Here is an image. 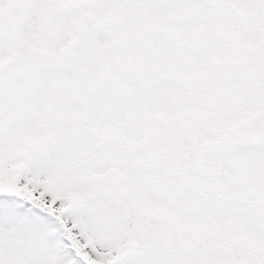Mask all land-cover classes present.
<instances>
[{
	"label": "snow or ice",
	"instance_id": "1",
	"mask_svg": "<svg viewBox=\"0 0 264 264\" xmlns=\"http://www.w3.org/2000/svg\"><path fill=\"white\" fill-rule=\"evenodd\" d=\"M0 264H264V0H0Z\"/></svg>",
	"mask_w": 264,
	"mask_h": 264
}]
</instances>
